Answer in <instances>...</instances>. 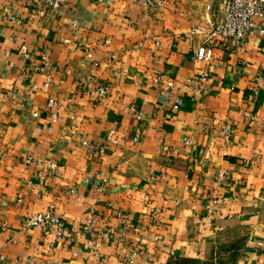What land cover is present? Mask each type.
Listing matches in <instances>:
<instances>
[{"label":"crops","instance_id":"1","mask_svg":"<svg viewBox=\"0 0 264 264\" xmlns=\"http://www.w3.org/2000/svg\"><path fill=\"white\" fill-rule=\"evenodd\" d=\"M221 1L0 0L23 18L0 24V264H264V36L209 64L185 36ZM91 72L99 101L77 88ZM51 205L63 239L22 229Z\"/></svg>","mask_w":264,"mask_h":264},{"label":"built area","instance_id":"2","mask_svg":"<svg viewBox=\"0 0 264 264\" xmlns=\"http://www.w3.org/2000/svg\"><path fill=\"white\" fill-rule=\"evenodd\" d=\"M21 1V0H15ZM32 2V0H26ZM43 7L39 10V13H46L50 11L57 10L61 7L63 0H41ZM139 2V4L146 9L153 11L162 10L165 7L167 0H134ZM220 10L223 13V18L219 22L212 20L211 16V5L207 4L205 6L206 13L202 23L194 26L191 31L185 36H196L201 35L203 37L202 41L198 44L195 49L194 57L196 61L209 64L214 58V49L216 46H224L232 52L241 51L243 47L244 40L252 34H258L264 36V0H222L220 3ZM3 20H8V22L16 25L23 24V18L20 16L10 13L0 11V24ZM68 41L65 40V43ZM22 52H25V46L20 47ZM87 57H91V53L87 54ZM114 58V57H113ZM46 57L42 56L37 69L42 73H47V61ZM97 65V64H95ZM207 78V73L203 72L200 79L205 80ZM154 81L156 83H164L162 76H157ZM77 88L87 97L92 98L94 101H99L107 96V87L104 84L95 85V74L93 72L88 73L86 76L82 77L77 81ZM167 85V84H165ZM164 86V85H163ZM165 86L161 89L163 92ZM53 106H59L54 100H49L47 103V108L51 109ZM133 113L138 120L142 117L138 114L135 107L131 106ZM230 133L229 128L224 131L225 136ZM116 139L109 136L106 139L108 144H116ZM185 143H190L188 139H185ZM82 146L88 149L91 153H103L105 150L104 145L96 146L90 141L83 140L81 142ZM163 150H167L164 147ZM8 151L0 146V161L7 158ZM51 169H55L56 165L51 163ZM224 177V172L220 171L219 178ZM2 200V203H5ZM215 202V201H214ZM207 209L210 210L211 206L207 205ZM94 220L89 219L86 226H93ZM67 227V222L65 219L57 213L55 205L49 206L47 209L39 212H33L28 214L23 222L22 229H34L39 231L42 235H48L53 233L55 239H63L64 231ZM5 228V225L1 227ZM264 244V242H263ZM262 245V244H260ZM129 262H132V258L129 257ZM4 259L0 255V261Z\"/></svg>","mask_w":264,"mask_h":264},{"label":"rangeland","instance_id":"3","mask_svg":"<svg viewBox=\"0 0 264 264\" xmlns=\"http://www.w3.org/2000/svg\"><path fill=\"white\" fill-rule=\"evenodd\" d=\"M222 264H236L234 261L225 260Z\"/></svg>","mask_w":264,"mask_h":264}]
</instances>
